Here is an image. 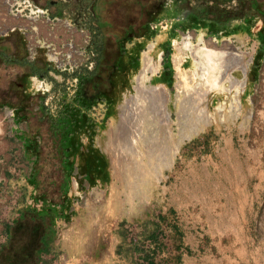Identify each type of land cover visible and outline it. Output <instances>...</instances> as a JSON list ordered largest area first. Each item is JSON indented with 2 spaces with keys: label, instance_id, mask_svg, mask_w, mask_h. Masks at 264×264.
<instances>
[{
  "label": "rangeland",
  "instance_id": "rangeland-1",
  "mask_svg": "<svg viewBox=\"0 0 264 264\" xmlns=\"http://www.w3.org/2000/svg\"><path fill=\"white\" fill-rule=\"evenodd\" d=\"M53 1L57 0H0V264H64L67 257L58 244L59 233L64 224L71 227L77 218L88 214L107 223L110 236H120L111 264H126L124 256H131L136 264L141 254L155 264L179 263L182 251L178 240L166 233L177 219L171 217L160 228L153 218L162 210L161 198L167 197L174 174L190 161V146L208 147L226 131L220 119L245 117L264 128L260 124L264 121V35L252 37L240 30L228 37H205L210 33L202 27L175 24L171 29L183 8L171 15L166 6L184 0H158L163 13L153 24L157 28L137 46V63L129 74V84L119 90L112 105L108 106L103 95L98 100L97 95L92 105L85 106L79 101L83 91L78 78L93 65L91 37L67 20L55 21L56 8L46 10ZM263 24L259 21L253 33ZM134 43L136 40L130 41L125 49H132ZM187 44L237 53L241 61L225 76L223 72L222 78L221 73L214 74L212 81L209 73L203 74L201 62L189 55ZM181 57L186 87L177 78ZM162 59L170 69L167 84L159 77ZM148 62L154 69L147 74L144 86L164 93L175 143L168 148L170 144L163 142L160 152H148L144 147L129 151L123 131L132 120L125 115V107L136 97V80ZM29 63L41 66L42 73L29 76L25 65ZM158 85L165 88L150 87ZM202 93H206L205 99ZM199 103L206 109L207 119L200 118ZM67 148L71 151L65 154ZM94 153L105 162L101 172L86 165ZM63 160L69 162L70 175ZM109 205L125 215L147 209L152 220L119 222L112 217ZM27 207L51 209L55 215L56 233L42 258L37 249L43 226L28 220L22 228L14 224L18 212Z\"/></svg>",
  "mask_w": 264,
  "mask_h": 264
},
{
  "label": "crops",
  "instance_id": "crops-1",
  "mask_svg": "<svg viewBox=\"0 0 264 264\" xmlns=\"http://www.w3.org/2000/svg\"><path fill=\"white\" fill-rule=\"evenodd\" d=\"M238 2L233 0L231 7ZM218 122L226 131L208 147L190 146V161L174 174V184L161 198L162 210L153 220L162 228L171 217L177 219L166 231L182 251L176 264H264V128L245 117ZM68 166L66 161L65 169ZM108 209L119 222L152 220L147 209L126 215L115 205ZM106 225L90 214L71 227L64 224L58 232V244L67 257L64 264L113 263L120 236H110ZM132 260L124 256L122 262L135 264Z\"/></svg>",
  "mask_w": 264,
  "mask_h": 264
},
{
  "label": "flooded vegetation",
  "instance_id": "flooded-vegetation-1",
  "mask_svg": "<svg viewBox=\"0 0 264 264\" xmlns=\"http://www.w3.org/2000/svg\"><path fill=\"white\" fill-rule=\"evenodd\" d=\"M211 1L194 3L184 0L178 3V7L167 5V12L171 15L183 8L171 29L178 24L192 28L202 27L210 33L205 37H228L230 33L240 30L249 32L252 37L264 35V24L253 33V27L258 26L259 21L264 22V0H239L235 8L231 7L233 0ZM160 3L158 0H57L46 8H56V15L53 17L55 21L67 20L77 30L86 32L91 37L89 50L93 65L90 71L78 78V85L83 91L79 98L80 104L92 105L96 101L94 97L100 92L110 106L119 90L129 84V74L137 63V46L157 28L153 24L163 13ZM215 30L217 33H214ZM176 34L175 30L171 36ZM132 40L137 43H134L132 49L126 50L125 45ZM254 56H257V52ZM162 64L164 68L159 77L167 84L170 69L165 59H162ZM35 66L43 70L41 66ZM72 136L69 135V138ZM99 156L101 159L95 153L90 154L86 165L96 166L98 172H101L105 162Z\"/></svg>",
  "mask_w": 264,
  "mask_h": 264
},
{
  "label": "bare ground",
  "instance_id": "bare-ground-1",
  "mask_svg": "<svg viewBox=\"0 0 264 264\" xmlns=\"http://www.w3.org/2000/svg\"><path fill=\"white\" fill-rule=\"evenodd\" d=\"M185 49L189 52V55L198 62H201L203 74L209 73L208 79H212L214 74L221 73L220 78L226 73L236 67V63H240L237 53L232 52H217L208 48L193 47L191 44H187ZM181 51V50H179ZM180 63L177 65V78L183 83L182 86L186 87L187 74L182 70V57L179 58ZM150 61V60H149ZM148 62L147 67L142 72L138 79V85L136 86L137 95L133 96L131 101L125 107V115L131 118L130 127L128 130L123 131L124 146L127 150H135L139 147H144L148 152H160L162 151L163 142L170 144L168 148H171L175 143L172 137V129L170 126V115L165 108V95L158 89H146L144 82L147 79V74L153 71V65ZM152 66V67H151ZM216 85L215 83L213 86ZM147 87V86H146ZM164 89V88H163ZM204 93V91H203ZM202 93V99H205V94ZM198 95L200 98L201 96ZM167 99V98H166ZM198 99V98H197ZM201 99V100H202ZM135 100V101H134ZM200 103L204 104L202 101ZM198 103V102H197ZM199 103V104H200ZM204 106V105H203ZM202 106V107H203ZM199 107V116L201 119H207V111L205 108ZM195 108V110H196ZM186 117V116H185ZM182 118V117H181ZM130 120V119H129ZM186 120V119H185ZM126 123V122H125ZM164 123V125H162ZM128 124V123H126ZM184 128V127H183ZM125 129V128H124ZM174 136V135H173ZM128 137H131V141H128ZM130 140V139H129ZM120 141V140H119ZM123 148V146H122ZM120 149V148H119ZM171 150V149H170ZM179 150V149H178ZM134 152V151H133ZM132 152V153H133ZM159 155V154H158ZM134 166V165H133Z\"/></svg>",
  "mask_w": 264,
  "mask_h": 264
},
{
  "label": "trees",
  "instance_id": "trees-1",
  "mask_svg": "<svg viewBox=\"0 0 264 264\" xmlns=\"http://www.w3.org/2000/svg\"><path fill=\"white\" fill-rule=\"evenodd\" d=\"M28 67L31 68V72L29 74V76H37L38 74L42 73V71L40 70V68L36 67L35 64H25ZM99 98L98 100H100L102 97L101 93L98 92ZM69 135H71V133L69 132ZM70 139H68L67 143H69ZM69 147V144H68ZM35 150H38V147L35 148ZM38 155V152H36ZM66 152H70L71 148H67L65 149ZM73 151V150H72ZM65 152V154H66ZM67 157H65L64 159H66ZM69 159V158H67ZM63 163H66V161L63 160ZM64 167V166H63ZM70 172H72L70 169H67L66 173L68 175H70ZM58 217V216H56ZM55 219V215L53 214V210H47V211H37V209L31 208V207H27L25 208L23 211L18 212V217L15 220V225L18 228H22L25 223L26 220L33 222L35 225L38 223L40 226H43L42 228L44 229V231L42 232V236L40 237V246L37 249V255L39 256V258H42L43 255L47 254L49 252V244L52 241L56 230L53 224V221ZM47 220L49 222H47ZM8 233L11 234V229H8ZM137 264H155L154 262H152L151 260H149L147 257L141 255H138L137 258ZM10 263V261H9Z\"/></svg>",
  "mask_w": 264,
  "mask_h": 264
},
{
  "label": "water",
  "instance_id": "water-1",
  "mask_svg": "<svg viewBox=\"0 0 264 264\" xmlns=\"http://www.w3.org/2000/svg\"><path fill=\"white\" fill-rule=\"evenodd\" d=\"M138 85V79L136 80V85H135V87ZM135 87H134V90H135ZM150 87H160V88H165L163 85H158V86H150Z\"/></svg>",
  "mask_w": 264,
  "mask_h": 264
}]
</instances>
